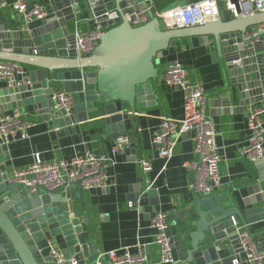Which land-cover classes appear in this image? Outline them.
<instances>
[{
    "label": "water",
    "instance_id": "obj_1",
    "mask_svg": "<svg viewBox=\"0 0 264 264\" xmlns=\"http://www.w3.org/2000/svg\"><path fill=\"white\" fill-rule=\"evenodd\" d=\"M3 1V0H1ZM27 9L33 0H25ZM199 0H176L159 10L154 0H63L48 6L42 23L25 26L20 14H0V60L19 62L28 69L20 85L0 87V111L31 106L60 134L75 131L74 124L90 113H104L105 134L117 143L129 137L120 151L137 160V110L155 105L158 65L170 48L192 47L196 37L214 60H219L223 83L205 95L212 115L240 111L251 102L264 101V12L245 15L239 0L236 14L220 1L219 19L188 29L163 27V12ZM47 2V0H43ZM3 2H0L2 4ZM18 22L16 28L10 25ZM106 28L99 44L79 57L75 38L81 28ZM63 88L73 96L74 110H56L53 94ZM186 136V135H184ZM107 153V151H106ZM107 159L109 157L107 156ZM9 144L0 142V264H112L95 238L92 220L83 202L80 181L36 194L10 180ZM250 174L223 194L196 198L171 218L179 233L173 247L176 264H232L234 255L221 257L228 239L235 252L239 240L232 217L242 223L264 221V158L249 161ZM158 191L146 185L131 187L129 198L140 207L159 204ZM78 198L80 202L74 199ZM240 199L243 206H228ZM252 238L255 235L251 234ZM56 253L59 258H54Z\"/></svg>",
    "mask_w": 264,
    "mask_h": 264
},
{
    "label": "crops",
    "instance_id": "obj_2",
    "mask_svg": "<svg viewBox=\"0 0 264 264\" xmlns=\"http://www.w3.org/2000/svg\"><path fill=\"white\" fill-rule=\"evenodd\" d=\"M15 1L3 0V4L0 5V14L14 18V14H18L12 7ZM59 1L63 0H47V2L33 0V4L48 8L49 5L54 6ZM42 21V19H34L29 26L36 27ZM18 24L14 22L10 27L16 28ZM162 24L165 28H169L166 24ZM193 41L192 47L170 48L157 66L159 71L154 91L158 96L156 103L137 110L135 117L139 130L135 161L131 153L128 154L125 151L113 153L114 140L103 138L105 125L102 111L90 113L87 121L74 124L75 131L69 128V132L60 134L59 128L44 120L42 114H38L31 106L23 109V114L27 118L37 120V125L30 129L28 138L9 143L8 170L26 166L33 160L36 153H40L46 160H52L60 157L71 158L86 151H93L98 157L104 159L108 172L116 180L117 185L112 188L84 190L83 202L92 220L90 238L97 240L102 252L127 249L137 252L140 248L148 254L149 264H165L161 263V249L157 231L151 224L152 219L157 212L167 213L168 233L173 239L179 233V227L177 224L172 225L176 218L171 216L191 203L197 196L198 192L190 186L195 180L196 170L186 165L197 159L193 151V143L188 135L180 138L173 156L168 159L159 156L157 147L152 142L162 118L168 116L180 120L184 116L183 92L168 87L164 82L163 76L167 66L176 61L180 62L188 71L191 80L201 83L206 93L212 92L223 83L219 60H214L206 46L200 45L196 37ZM6 84L0 81V87ZM10 111L12 110L7 112ZM206 111L212 115L209 107ZM246 115L247 105L234 113L212 115L217 127V144L223 156L220 167L222 184L212 195L223 194L229 188L230 191H235L234 186L247 179L250 174L249 160L243 152L249 137ZM107 156L109 161L106 159ZM142 160L150 162L149 170H144ZM139 184L153 187L158 191L160 201L156 209L150 204L140 207L137 200H130L131 187ZM74 200L80 202L78 198ZM227 205L242 207L243 202L238 199L233 204L228 202ZM249 226L256 241L264 238V221L252 223ZM233 249L230 252L226 251L225 255L235 254ZM175 255L179 262L176 251Z\"/></svg>",
    "mask_w": 264,
    "mask_h": 264
},
{
    "label": "built area",
    "instance_id": "obj_3",
    "mask_svg": "<svg viewBox=\"0 0 264 264\" xmlns=\"http://www.w3.org/2000/svg\"><path fill=\"white\" fill-rule=\"evenodd\" d=\"M220 1H225L226 6L236 14L235 4H232L230 0H199L163 12L161 22L169 28L203 25L210 20L220 18ZM239 3L241 12L245 15L264 12V0H239ZM12 7L22 15L25 26H29L34 19H43L47 14V9L41 5H34L28 10L25 0H16L12 3ZM105 30L106 28L100 23H96L93 29L81 28L74 43L78 56L89 55L99 44ZM259 31H264V23L256 25L252 34ZM27 75L28 69L22 63L0 60V81L7 85H20ZM163 79L168 87L183 92L184 116L180 120L168 116L162 118L152 142L157 147L159 156L168 159L173 156L180 138L188 135L197 156L196 160L186 164L196 170L195 180L190 186L198 193L210 195L221 187L220 167L223 156L217 144L216 122L205 110V87L201 83L192 81L188 71L177 61L166 67ZM53 99L56 110L63 109L68 114L73 112L74 102L71 93L63 88H57ZM36 125L37 120L27 118L18 110L0 111V142L9 144L15 140L26 139L30 136V129ZM246 125L249 137L247 145L243 148L244 154L249 161L264 158V101L251 102L247 105ZM128 139L127 135L119 137L114 144L113 153L119 152L127 144ZM141 163L144 170L151 168L149 161L142 160ZM10 180L21 183L33 194L38 193L42 187H62L68 182L77 180L80 181L83 190L108 189L117 185L116 180L108 172L104 159L98 157L93 151H86L71 158L60 157L52 160H46L40 153H36L29 164L21 168L15 167L10 171ZM232 220L236 227L239 248H242V251L233 254L232 264H264V238L256 241L251 237L252 231L249 224L242 223L234 217ZM151 224L157 231L162 255L161 263L176 264L178 260L173 239L168 233L167 213L157 212ZM231 246L233 249V245ZM226 251V247L221 250L220 260L227 256ZM108 254L112 264L150 263L148 254L140 248L137 252H131L128 249L112 250ZM53 257L59 258L56 253H53ZM71 264H76V261L72 260Z\"/></svg>",
    "mask_w": 264,
    "mask_h": 264
},
{
    "label": "trees",
    "instance_id": "obj_4",
    "mask_svg": "<svg viewBox=\"0 0 264 264\" xmlns=\"http://www.w3.org/2000/svg\"><path fill=\"white\" fill-rule=\"evenodd\" d=\"M176 0H155L157 9L162 10L170 7Z\"/></svg>",
    "mask_w": 264,
    "mask_h": 264
},
{
    "label": "rangeland",
    "instance_id": "obj_5",
    "mask_svg": "<svg viewBox=\"0 0 264 264\" xmlns=\"http://www.w3.org/2000/svg\"><path fill=\"white\" fill-rule=\"evenodd\" d=\"M163 27H164V25H163ZM224 242H225L226 250H227L228 252H230L231 249H232L231 243L229 242L228 239H224Z\"/></svg>",
    "mask_w": 264,
    "mask_h": 264
}]
</instances>
